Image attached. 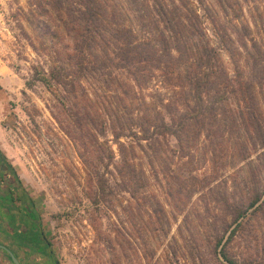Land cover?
<instances>
[{
  "label": "rangeland",
  "instance_id": "obj_1",
  "mask_svg": "<svg viewBox=\"0 0 264 264\" xmlns=\"http://www.w3.org/2000/svg\"><path fill=\"white\" fill-rule=\"evenodd\" d=\"M82 1L0 0V149L59 264H264V0Z\"/></svg>",
  "mask_w": 264,
  "mask_h": 264
},
{
  "label": "trees",
  "instance_id": "obj_2",
  "mask_svg": "<svg viewBox=\"0 0 264 264\" xmlns=\"http://www.w3.org/2000/svg\"><path fill=\"white\" fill-rule=\"evenodd\" d=\"M83 3V9L78 11V13L81 14L82 19H85V21L93 22L96 19V16L98 13V4L97 0H84ZM124 24V23H122ZM95 25H97L95 23ZM121 29L118 30L119 38L121 37L123 40L126 38H129L128 36L132 33V28L129 26L122 25L120 27ZM97 32L96 30H92V33L89 35L91 36V39L93 38V33ZM127 32L128 36H127ZM81 38V41L79 43H76L75 49L77 50L75 54H81L82 50L86 46L85 44L89 45L91 39L88 36H85L82 34L79 35ZM117 38V37H116ZM130 51L126 48L122 49V55L125 57H128ZM65 73H61V71H53L51 72V75L47 77V75L44 72L37 73L39 76L38 78L41 79L45 84L48 85L49 80H52L54 78L57 82L61 80V75ZM63 76V75H62ZM54 80V79H53ZM194 86H196V90L200 87L199 82H195ZM162 124L158 125L161 126ZM258 198L251 203L253 205ZM0 209L5 211V214L8 215V226L11 228V232H8L7 229H3V232L6 231V233L9 235L11 239L16 240L21 245H27L26 243L30 240V234L36 233L40 229V215L37 212L35 205L33 203V200L25 190L21 179L19 178L18 174L16 173V170L14 169L13 165L8 161L4 153L0 149ZM25 226L23 228V231H16L15 227ZM37 228V229H35ZM33 233V234H34ZM233 233V232H232ZM37 234V233H36ZM17 236V238H16ZM44 238V239H43ZM43 247L44 251L50 249L51 242L46 239V237H43ZM46 249V250H45ZM51 256H54L53 253H50ZM223 256L225 257V261H227L228 264H238L237 262L228 259L224 253Z\"/></svg>",
  "mask_w": 264,
  "mask_h": 264
},
{
  "label": "flooded vegetation",
  "instance_id": "obj_3",
  "mask_svg": "<svg viewBox=\"0 0 264 264\" xmlns=\"http://www.w3.org/2000/svg\"><path fill=\"white\" fill-rule=\"evenodd\" d=\"M8 218L5 211L0 209V245H2V247H0V255L4 257L3 260L7 262L3 264H16L12 261L10 253L15 256L19 264H55L57 259L55 256L50 255V253H53L51 246L50 249L47 248V250L45 249L46 251H44L42 238L45 237V235L41 224L39 226L40 230L36 232L37 234L34 232V234H30V240L26 243L27 245H21L16 240L11 239L6 231L3 232V229H7L8 232H11V228L8 226ZM23 228H25V226H20L19 228L15 227L14 229L22 232Z\"/></svg>",
  "mask_w": 264,
  "mask_h": 264
},
{
  "label": "water",
  "instance_id": "obj_4",
  "mask_svg": "<svg viewBox=\"0 0 264 264\" xmlns=\"http://www.w3.org/2000/svg\"><path fill=\"white\" fill-rule=\"evenodd\" d=\"M0 247H2V245H0ZM10 256H11L12 261H14L16 264H19V263H18V260L15 258L14 255H12V254L10 253ZM55 264H59V262L56 260V261H55Z\"/></svg>",
  "mask_w": 264,
  "mask_h": 264
}]
</instances>
